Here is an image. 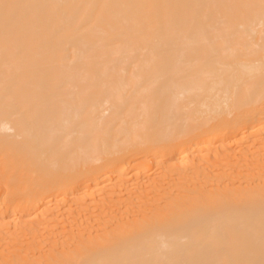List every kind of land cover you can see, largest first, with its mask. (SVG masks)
<instances>
[{
    "label": "bare ground",
    "instance_id": "1",
    "mask_svg": "<svg viewBox=\"0 0 264 264\" xmlns=\"http://www.w3.org/2000/svg\"><path fill=\"white\" fill-rule=\"evenodd\" d=\"M7 125L52 163H76L50 180L57 196L14 206L18 190L0 187V214L31 217L0 239L59 234L33 255L21 236L0 264H264V0H0ZM98 137L109 155L90 163ZM140 154L168 181L133 173ZM225 156L236 161L216 175ZM146 194L159 198L137 205ZM99 198L109 208L60 229L61 211Z\"/></svg>",
    "mask_w": 264,
    "mask_h": 264
},
{
    "label": "rangeland",
    "instance_id": "2",
    "mask_svg": "<svg viewBox=\"0 0 264 264\" xmlns=\"http://www.w3.org/2000/svg\"><path fill=\"white\" fill-rule=\"evenodd\" d=\"M211 101L214 102V100H211ZM209 104H211V103H209ZM195 106L196 105L186 106L185 110L190 111V109L195 107ZM109 113L110 112L108 110L107 112L103 113L101 116L107 117L109 115ZM199 116H200V114H199ZM227 116L230 117L231 114H227ZM205 117L206 116L198 117V114L194 113V118H196V120H202V118H205ZM7 128H9L8 125L1 128L2 130L0 129L1 130L0 131V187H1V189L3 191H5V190H18V196H16V198L13 201L14 206L23 205L28 200V195H30L29 191L34 192V193H31V195L36 197V198H42L46 194H50L51 196L52 195L57 196L56 195V189L51 187L49 184L50 180L52 178L57 177L60 174L64 173L65 170L68 168V166L76 163V161L68 163L67 168L65 167V165L59 166L55 163H52L50 161L51 158L53 157L52 156V153H53L52 148L44 147V148L40 149L39 151L32 150L29 148L26 141H23V138L21 136L15 135L16 134L15 130H12L10 128L7 129ZM95 128L97 130H100V129H102V126L97 124V126ZM72 135H77V132H73ZM177 139H178L177 136H175L173 138H170V141L177 142L178 141ZM128 140L129 141H135V138L133 140H130V139H128ZM253 140H254L253 138L250 139V141H253ZM97 141L99 142V149L100 150H99V153H97V155L94 158L89 159L90 163L95 158H98L100 156L109 155L108 152L106 151V149H110V147L109 146H108L109 148L107 147V145H106L107 143L105 142V140L102 138L100 139L98 137ZM231 141H234V143H235L233 146H236V148H235L237 150L236 152H241L242 150L244 151V149H245V143H244L245 138L243 135H239V136L237 135V136L233 137V139ZM216 142H220V139L216 140ZM252 143H250V145ZM228 145L232 146L231 143ZM261 146L263 149L264 148L263 145L259 144V146L254 148V150H256L258 147H261ZM135 147H137L136 143H131L128 145V148H135ZM243 154H244V152H243ZM263 154H264V150H263V152L259 153L258 156L261 157V156H263ZM230 157L225 156L222 159V161L220 160L221 162L219 161L221 163V165H220V163H218L220 165V166L218 165L220 167V169H218V170L216 169V171H215L216 175H219L223 171L222 170L223 168L226 169L228 172L230 171L233 163L236 161L235 158H230ZM153 164H154V162H152L150 157H148L144 154H140L137 156L136 159H134V161L130 165H132L133 167H136V168H134L135 170L133 169V173L138 171V172H141L142 174L146 172L145 175H148V174L152 175L153 177L149 175L150 176L149 179L151 180V182L152 181L153 182L154 181L161 182L162 179H163V181H168V179H169L168 174L170 172L164 173V170L163 171L160 170L162 173H160L158 176V174H156V172H157L156 168H155L156 164H154L155 166ZM64 168H66V169H64ZM94 180L95 179H93V181ZM11 181H13V184H9V182H11ZM6 182H8V184L3 185V183H6ZM242 182L244 183V185H246L245 181L242 180ZM239 183L240 182L236 181L235 184L239 185ZM70 186H71V184L67 185L66 188H69ZM3 191H1V192H3ZM226 194L230 195L231 192H227ZM123 195H125V194H121L120 196H123ZM146 195H147V197L145 196L143 199L139 198V201H137V205L140 204L141 200L145 203L146 202L151 203L152 200H154V199L158 200V198H159L158 195L155 196L154 194H146ZM120 196L114 197V200H112V202L117 200L118 197H120ZM101 199H103V198H101ZM101 199L100 198L99 199H93V201L90 200V202H88L87 205L82 206V208H81V206L78 208L70 207V209H66V210L61 211L62 213L60 212V214H58V215L59 216L61 215L60 218L63 220V222H62L63 227L62 228L60 227V229H62L64 231V233L67 232L66 234H70L71 231L75 230L78 225L77 226H75V224L69 225V223H73L74 220L78 221L79 223H81V222L83 223V221L85 219L89 218L90 214L98 213V212L102 211L101 210L102 208H105V209L109 208L108 204L110 203V201L101 200ZM55 200H53L52 202H55ZM55 203H53V204H55ZM23 220L29 221V220H31V217H29L27 214H25V212L23 213L22 211H20L17 214H9V215L3 214V213L0 214V226L6 228L7 230H10V229L13 230L15 228V226H17L18 224L23 225L25 222H27V221L24 222ZM65 221H67V222H65ZM74 223H76V222H74ZM54 224H55V221H54ZM54 224H52V225H54ZM64 226L65 227L67 226L66 227V229H68L67 231H65L66 229L64 230V228H65ZM136 226H137V224H134V223L130 225V227L132 229L135 228ZM42 227H41V231L39 233H37L36 235L32 234V235L28 236L29 235L28 234L27 236L26 235L23 236L21 234L19 237H14L10 234V236L7 235L5 238L3 237V239L1 238L0 239V249L1 248H2L1 250H3V248L6 249L8 245L10 247L13 245V248H17L19 241H20L19 239H21V236H23V239H25V237L27 238L24 241H20L21 243L24 242L23 244H25L28 241L30 242V243L24 245L25 248H27V247L32 248V247H34V245H33L34 242L36 244L37 242H41L43 239L45 240V238H46V241H49V235L53 239L54 238L56 240L59 239L57 237L59 234L57 236L54 235L53 234L54 231L52 230L51 227H50V230L48 229V231H52V232H50L51 234L49 232H46L47 231V230H45V228H47L46 226H44L43 228ZM77 228H79V227H77ZM52 234L54 235V237ZM28 237L32 238V239L29 240ZM27 249H26V251H28V254H29L32 250L30 251L29 248H27ZM26 251L22 252V254L24 256H25V254H27ZM30 254L33 255L32 253H30ZM61 260L65 263H74V262H76L77 259L76 258L72 259V258H69L66 256V257H61Z\"/></svg>",
    "mask_w": 264,
    "mask_h": 264
}]
</instances>
